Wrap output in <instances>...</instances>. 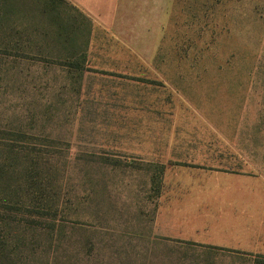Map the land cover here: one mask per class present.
<instances>
[{
  "label": "rangeland",
  "instance_id": "1",
  "mask_svg": "<svg viewBox=\"0 0 264 264\" xmlns=\"http://www.w3.org/2000/svg\"><path fill=\"white\" fill-rule=\"evenodd\" d=\"M166 8L145 59L67 0H0V264H195L165 202L217 172L264 189V0Z\"/></svg>",
  "mask_w": 264,
  "mask_h": 264
},
{
  "label": "crops",
  "instance_id": "2",
  "mask_svg": "<svg viewBox=\"0 0 264 264\" xmlns=\"http://www.w3.org/2000/svg\"><path fill=\"white\" fill-rule=\"evenodd\" d=\"M67 1L93 26L106 31L133 53L145 59L155 55L167 21L168 0ZM214 174L215 178H224L225 183L197 187L194 182L193 186L179 189L174 218L169 215L173 203L165 202L159 209L155 233L180 245H191L195 264H216L225 253H264V189L257 187L258 177L239 172ZM222 194L230 197L224 214L217 198ZM205 203L209 210L202 209ZM189 209H194L195 214L185 215Z\"/></svg>",
  "mask_w": 264,
  "mask_h": 264
}]
</instances>
